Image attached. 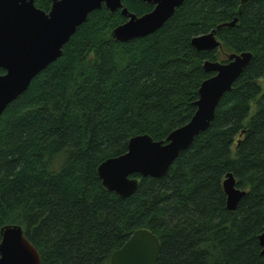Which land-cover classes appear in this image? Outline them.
Masks as SVG:
<instances>
[{
	"label": "trees",
	"instance_id": "1",
	"mask_svg": "<svg viewBox=\"0 0 264 264\" xmlns=\"http://www.w3.org/2000/svg\"><path fill=\"white\" fill-rule=\"evenodd\" d=\"M129 13L153 9L121 0ZM45 12L50 0H34ZM217 29L222 50L198 51L193 37ZM127 20L104 5L90 12L63 54L38 73L0 117V240L19 225L40 264H110L138 229L159 240L156 264H264V0H184L157 31L118 42ZM252 59L215 109L209 127L161 177H130L134 193L109 191L98 166L148 135L166 141L196 111L205 61ZM5 71L0 69V75ZM252 107L254 111L252 112ZM231 173L244 191L226 206Z\"/></svg>",
	"mask_w": 264,
	"mask_h": 264
},
{
	"label": "water",
	"instance_id": "2",
	"mask_svg": "<svg viewBox=\"0 0 264 264\" xmlns=\"http://www.w3.org/2000/svg\"><path fill=\"white\" fill-rule=\"evenodd\" d=\"M48 12L35 6L34 0H0V117L5 108L21 95L32 79L63 54V46L90 12L104 5L111 13L121 9L127 20L115 27L111 36L118 42H128L154 33L174 14L184 0H142L153 9L137 16L129 13L121 0H50ZM249 0H240L243 4ZM237 19L222 23L208 33L195 36L192 46L198 51L222 50L217 29L234 26ZM226 62L205 61L203 68L214 73L204 80L195 101L196 111L183 126L169 133L166 141H154L150 136L132 137L127 151L108 158L98 166L102 184L117 195L127 198L137 188L138 181L130 176L161 177L166 174L179 153L205 131L214 119L222 96L230 91L234 81L252 59L251 52L226 53ZM226 206L234 211L244 194L236 188L231 173L223 181ZM264 257V230L259 235ZM160 243L147 229L134 231L124 244L114 251L110 264H156ZM40 253L24 235L19 225L1 229L0 264H40Z\"/></svg>",
	"mask_w": 264,
	"mask_h": 264
},
{
	"label": "rangeland",
	"instance_id": "3",
	"mask_svg": "<svg viewBox=\"0 0 264 264\" xmlns=\"http://www.w3.org/2000/svg\"><path fill=\"white\" fill-rule=\"evenodd\" d=\"M223 58H225V56L223 55ZM254 111V107H252V112Z\"/></svg>",
	"mask_w": 264,
	"mask_h": 264
}]
</instances>
